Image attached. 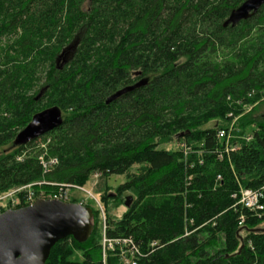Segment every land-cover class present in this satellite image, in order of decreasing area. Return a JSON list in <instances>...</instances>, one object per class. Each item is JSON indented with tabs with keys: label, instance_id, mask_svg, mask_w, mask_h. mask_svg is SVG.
I'll return each instance as SVG.
<instances>
[{
	"label": "trees",
	"instance_id": "obj_1",
	"mask_svg": "<svg viewBox=\"0 0 264 264\" xmlns=\"http://www.w3.org/2000/svg\"><path fill=\"white\" fill-rule=\"evenodd\" d=\"M245 1L0 0V196L122 175L99 203L107 236L132 239L138 264H264V212L239 203L241 189L264 193V116L244 110L264 97V6L223 26ZM42 106L63 118L41 137L59 159L47 173L35 157L17 161L36 140L14 147ZM232 125L240 149L220 160L218 133ZM91 209L89 238L59 242L46 264H103V215ZM107 264L121 263L111 255Z\"/></svg>",
	"mask_w": 264,
	"mask_h": 264
},
{
	"label": "water",
	"instance_id": "obj_2",
	"mask_svg": "<svg viewBox=\"0 0 264 264\" xmlns=\"http://www.w3.org/2000/svg\"><path fill=\"white\" fill-rule=\"evenodd\" d=\"M263 6L264 0H246L230 13L223 26L236 27L257 15ZM79 44L80 41L74 42L58 56L56 65L59 70L73 59ZM147 83L146 79H142L119 90L108 98L107 104ZM44 93L45 90H42L36 101ZM62 122V112L57 107L37 113L18 133L14 147L27 145L45 136L60 127ZM131 201V198L126 199L127 207ZM93 219V210L88 206L52 199H38L32 205L9 209L0 214V264H46L52 249L59 242L70 237L78 242L86 241L93 230Z\"/></svg>",
	"mask_w": 264,
	"mask_h": 264
},
{
	"label": "built area",
	"instance_id": "obj_3",
	"mask_svg": "<svg viewBox=\"0 0 264 264\" xmlns=\"http://www.w3.org/2000/svg\"><path fill=\"white\" fill-rule=\"evenodd\" d=\"M234 125V124H233ZM230 126L227 129H222L218 133V139L221 141H224L225 143V149L224 152L220 154V160H223L225 157V153L228 154L231 151H237L240 149L239 144L233 143L235 136L233 135L235 128ZM244 140L250 141L251 136H245L243 137ZM188 150L186 149V152ZM187 154V153H185ZM201 164L203 162L201 161ZM57 165V164H56ZM55 165V166H56ZM43 168V167H42ZM45 169L44 172L47 173L50 171V168H48L46 165L44 166ZM99 175H101L99 173ZM221 177H219V180ZM192 181V177H188V184ZM52 186L60 187L55 193L51 194H46L45 192H40L39 194L31 192V189L26 190V192L21 196L22 192L18 191L17 194V199L18 200V205H32L36 200L38 199H52V200H59L63 201L65 203H70L72 199L69 197L65 196L62 192L63 186L55 185L53 184ZM64 187H71V185H67ZM8 199H0V214H2L5 210L7 209H17L14 208L15 201H13L12 197L10 196H5ZM5 200H7L5 202ZM264 193L262 191H254L250 189H241L240 192V198H239V203L243 207H245L247 210L252 211L256 215H260L264 212ZM83 204V203H80ZM99 205V203H98ZM19 208V207H18ZM100 211L103 215V233H102V239H101V252H102V263L107 264V261L109 259V256L115 255L118 257L119 261L121 264H138V259L141 257V253L139 251V247L134 243V241L130 238H124V237H119V238H110L106 234V224H105V216L104 212L102 210V207L99 205ZM260 217V216H259ZM241 223L244 221L243 217L241 218ZM241 225V224H240ZM156 244L153 243L151 247H155Z\"/></svg>",
	"mask_w": 264,
	"mask_h": 264
},
{
	"label": "rangeland",
	"instance_id": "obj_4",
	"mask_svg": "<svg viewBox=\"0 0 264 264\" xmlns=\"http://www.w3.org/2000/svg\"><path fill=\"white\" fill-rule=\"evenodd\" d=\"M40 109L44 111L48 108H45V106H42L40 107ZM252 109H255L254 112L256 115L264 116V97L261 100H259L255 105H247L244 107V110L246 112L253 111ZM50 142H51L50 138L37 139L34 144L30 145L27 149H24L23 151H21L20 155L17 158V161L23 162L26 158L35 157V159L39 162V164L43 167V169H45L44 168L45 165L48 168L51 167L50 170L53 169L56 164L57 165L59 164V159L51 155ZM169 147L170 146H167V148ZM136 170H137V167H134L132 169L133 172H135ZM125 181H126V178L125 176H122V175L111 176L109 179H103L102 176L99 175V173H94L89 179L87 185L83 187L77 186V185H71V187H64L65 186L64 185L61 188H62L63 194H65V196L69 197L70 199L76 200L77 203H83L86 206H90L93 209H97V207H99L100 205L99 199L101 195L105 192L106 187L107 186L111 187L114 190L116 187L124 184ZM43 185H48V184L46 182L30 184V185L21 187L19 189L13 190L7 194L0 196V199H8L5 196H9V197L11 196L13 201H15L14 208H18L20 207V206H17L18 200H14V199H17L18 191L22 192L21 196L26 192V190H29V189H31V192L36 193L34 191V187H42ZM6 201L7 200H5V202ZM124 211H125V208L120 207V209H118V212L116 210L114 213L120 217Z\"/></svg>",
	"mask_w": 264,
	"mask_h": 264
},
{
	"label": "bare ground",
	"instance_id": "obj_5",
	"mask_svg": "<svg viewBox=\"0 0 264 264\" xmlns=\"http://www.w3.org/2000/svg\"><path fill=\"white\" fill-rule=\"evenodd\" d=\"M7 210H9V209H7ZM7 210H5V211H7ZM5 211H4V212H5ZM243 225H244V224H243Z\"/></svg>",
	"mask_w": 264,
	"mask_h": 264
}]
</instances>
